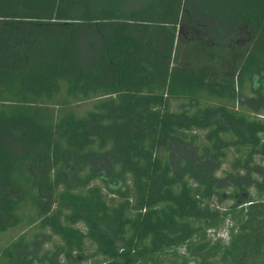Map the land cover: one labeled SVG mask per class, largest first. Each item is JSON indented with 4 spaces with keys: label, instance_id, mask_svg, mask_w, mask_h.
I'll list each match as a JSON object with an SVG mask.
<instances>
[{
    "label": "trees",
    "instance_id": "16d2710c",
    "mask_svg": "<svg viewBox=\"0 0 264 264\" xmlns=\"http://www.w3.org/2000/svg\"><path fill=\"white\" fill-rule=\"evenodd\" d=\"M10 229L0 264H264V0H0Z\"/></svg>",
    "mask_w": 264,
    "mask_h": 264
},
{
    "label": "rangeland",
    "instance_id": "374dc122",
    "mask_svg": "<svg viewBox=\"0 0 264 264\" xmlns=\"http://www.w3.org/2000/svg\"><path fill=\"white\" fill-rule=\"evenodd\" d=\"M205 29H206L205 27L198 29L194 25H190L186 28L184 27V30L182 31L183 33L181 34V36L184 40H188L189 38H197V39L198 38H206L207 32ZM179 104H180L179 101L171 102L172 110H174V111L177 110ZM81 106H82V109L83 108L85 109V108H88L90 106V104L89 105L88 104H82ZM224 204H225V206H228L231 204V202L225 201ZM17 235H18V231H16L15 229H10L5 233H0V248L7 245V243H9ZM219 236L222 237L223 239H226L225 232H221L219 234Z\"/></svg>",
    "mask_w": 264,
    "mask_h": 264
}]
</instances>
